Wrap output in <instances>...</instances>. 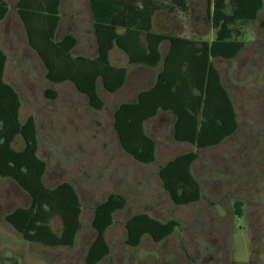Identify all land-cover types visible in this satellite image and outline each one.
I'll return each instance as SVG.
<instances>
[{"label": "rangeland", "instance_id": "obj_1", "mask_svg": "<svg viewBox=\"0 0 264 264\" xmlns=\"http://www.w3.org/2000/svg\"><path fill=\"white\" fill-rule=\"evenodd\" d=\"M8 1L14 8L16 0ZM189 1L187 13L177 11L174 17L158 14L154 30L213 39L208 1ZM12 13L8 21L0 24L1 44L9 57L5 79L20 94L21 120L36 118L38 155L48 165L45 184L55 187L64 181L71 182L83 207V227L75 247L52 252L44 249L43 255L59 257L65 263L74 256L76 264H85V255L96 236L92 228L94 209L109 195L119 193L126 197L127 206L114 215V224L106 233L111 256L100 264H213L222 259L247 260L251 245L255 244L249 232L254 217L249 212L236 216L233 206L237 199H250L259 203L258 212L264 217V11L257 22L244 30L246 47L241 55L231 61L215 60L235 102L239 130L219 146L198 152L192 171L201 185L202 198L189 206L173 204L159 178V170L168 160L195 151L193 145L174 139L175 118L161 112L145 124L147 133L157 143V159L153 164L138 163L128 155L114 129L118 106L135 101L141 90L154 84L159 70L130 65L125 53L116 47L111 51V62L129 69L128 82L114 94L99 87L105 107L93 109L73 85L52 84L45 79V68L28 48L23 25L14 9ZM69 33L79 40L75 55H97L87 0H62L58 38ZM48 89L57 91L58 98L48 99L45 95ZM23 145L22 137H17L14 147L20 149ZM30 204L31 199L21 194L13 181L0 177V252L8 254L11 249L18 252L28 246L9 225L6 215ZM139 213H148L163 222L174 219L180 228L161 243L146 236L141 246L131 248L126 244L125 223ZM62 226L59 218L51 221L58 234ZM258 245L264 246V238ZM35 261L47 264L45 260Z\"/></svg>", "mask_w": 264, "mask_h": 264}, {"label": "trees", "instance_id": "obj_2", "mask_svg": "<svg viewBox=\"0 0 264 264\" xmlns=\"http://www.w3.org/2000/svg\"><path fill=\"white\" fill-rule=\"evenodd\" d=\"M98 52L94 57L75 55L78 37L58 38L62 0H17L14 5L25 32L28 48L45 68L52 84H71L87 98L91 108L102 110L105 102L99 87L117 93L129 79V69L116 66L110 54L116 47L132 66L158 69L152 86L141 90L132 102L121 103L114 112V129L122 149L141 164L157 159V143L145 124L161 112L172 115L174 139L191 144L195 151L179 154L159 170L165 192L176 206H189L202 198V188L192 167L199 151L222 144L239 130L237 108L225 87L216 59H237L246 47L244 30L258 21L264 0H207L208 19L215 32L211 40L187 38L154 30L155 17L190 11L189 0H87ZM12 5L0 0V24L12 16ZM264 27V21L262 22ZM167 49L164 51V46ZM9 57L0 38V175L17 183L31 198L8 216V222L26 240L44 245L73 246L82 230L83 207L71 182L55 187L44 182L47 162L38 155L39 139L35 116L21 120L19 92L5 79ZM48 99L58 92L46 91ZM22 137L23 147L14 143ZM127 206L124 195L113 193L94 209L92 228L96 232L87 264H98L111 253L106 233L114 215ZM236 216H243V203H235ZM59 217L60 234L51 227ZM180 228L148 213L133 215L125 223L126 244L137 247L144 237L162 242Z\"/></svg>", "mask_w": 264, "mask_h": 264}, {"label": "flooded vegetation", "instance_id": "obj_3", "mask_svg": "<svg viewBox=\"0 0 264 264\" xmlns=\"http://www.w3.org/2000/svg\"><path fill=\"white\" fill-rule=\"evenodd\" d=\"M46 174H47V171L45 173V176H46ZM45 176H44V178H45ZM0 177L5 179V180H10V182L12 181L11 179L2 177L1 175H0ZM14 185L17 187L18 191L21 192V194H23L24 196L27 195L30 198V196L17 183L14 182ZM237 201H240V202L243 203V215L244 216H246L247 212H249L248 214L252 215L254 217V222H253L254 226L249 232H250V236H251V242H254L255 244L253 246L251 245L249 258L247 260H245V261H235V260L222 259V260H215V262H213V264H264V259H263L264 255H262L263 252H264V246L263 245H258V242L261 243L263 241V238H264V232H263L264 231L263 230L264 217H263V215L260 212H258L259 203L252 202V200L247 199V198L237 199ZM251 206H254L255 209L252 210ZM233 207L235 209V205ZM18 208H21V207H18ZM18 208H16V209H18ZM12 212H10L9 214L6 215L7 222H8L7 218ZM235 212H236V210H235ZM259 213L261 215H259ZM55 218H59V217H55ZM9 225L11 227H13L10 223H9ZM62 228H63V226H62ZM24 240L28 242V246L26 247V249H24L22 251H18V252H15L14 250L11 249L8 254H4L3 252H0V264H40L37 261H35V259L45 260L47 262V264H76L74 256H71L69 258L70 260H68V262L65 263V262L61 261L59 259V257L50 258L48 256H44L43 255V250L44 249L45 250H50L51 252L52 251H57V250L62 249V248L73 249L75 247V244L73 246H53V245H44V244L39 243V242L28 241L25 238H24ZM159 243H161V242H159ZM139 246H141V244ZM139 246H137V247H139ZM129 247L137 248V247H132V246H129ZM89 249H90V246H89V248L87 250V253L85 255V258H84V263L85 264H87L86 260H87V255H88ZM111 252H112V250H111ZM110 256H111V253H110L109 256L105 257L98 264L102 263L105 259H107Z\"/></svg>", "mask_w": 264, "mask_h": 264}, {"label": "crops", "instance_id": "obj_4", "mask_svg": "<svg viewBox=\"0 0 264 264\" xmlns=\"http://www.w3.org/2000/svg\"><path fill=\"white\" fill-rule=\"evenodd\" d=\"M8 1V0H7ZM9 2V1H8ZM16 2H17V0H16ZM16 2H15V4H16ZM10 3V2H9ZM11 4V3H10ZM12 9H14L15 10V8H12ZM11 12H12V10H11ZM13 14V13H12ZM181 36V35H180ZM183 37V36H182Z\"/></svg>", "mask_w": 264, "mask_h": 264}]
</instances>
